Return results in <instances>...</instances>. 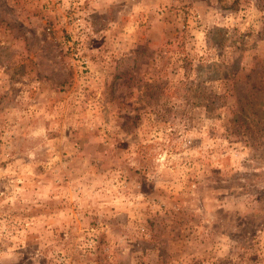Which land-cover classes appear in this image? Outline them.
I'll return each instance as SVG.
<instances>
[{"label": "rangeland", "instance_id": "374dc122", "mask_svg": "<svg viewBox=\"0 0 264 264\" xmlns=\"http://www.w3.org/2000/svg\"><path fill=\"white\" fill-rule=\"evenodd\" d=\"M0 264H264V0H0Z\"/></svg>", "mask_w": 264, "mask_h": 264}]
</instances>
